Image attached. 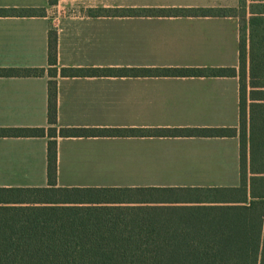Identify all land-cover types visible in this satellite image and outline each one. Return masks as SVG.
<instances>
[{
    "label": "crops",
    "instance_id": "0c3cea01",
    "mask_svg": "<svg viewBox=\"0 0 264 264\" xmlns=\"http://www.w3.org/2000/svg\"><path fill=\"white\" fill-rule=\"evenodd\" d=\"M252 0H246L250 11ZM125 8L241 9L208 0H0V9H44L43 16L0 15V69L41 68L39 77H0V129L48 128L49 33L57 39V127L76 129H237L235 137H58L56 189H127L178 194L240 185V80L234 77L61 76V69L239 70V16H125ZM89 10H101L90 14ZM251 14L248 13V18ZM47 137H0V188H48ZM218 170L225 184H188L174 173ZM129 205L157 202L132 200ZM117 205V204H108ZM125 205V204H122Z\"/></svg>",
    "mask_w": 264,
    "mask_h": 264
},
{
    "label": "trees",
    "instance_id": "16d2710c",
    "mask_svg": "<svg viewBox=\"0 0 264 264\" xmlns=\"http://www.w3.org/2000/svg\"><path fill=\"white\" fill-rule=\"evenodd\" d=\"M243 20L239 70L61 69V76L100 72L125 76L234 77L240 80V185L180 190L196 198L167 206L129 205L127 189H56L58 137H235L237 129H68L57 127V39L49 33L48 128L0 129V137H47L48 188H0V264H264V0ZM56 0H49L54 5ZM254 5V4H252ZM241 9L125 8V16L241 18ZM246 9V7H245ZM101 10H89L90 14ZM238 13V15H236ZM44 9H0L1 16H43ZM41 68L0 69V77H39ZM106 197L104 199L99 197ZM205 196V197H204ZM117 204V205H108ZM125 204V205H122Z\"/></svg>",
    "mask_w": 264,
    "mask_h": 264
},
{
    "label": "rangeland",
    "instance_id": "374dc122",
    "mask_svg": "<svg viewBox=\"0 0 264 264\" xmlns=\"http://www.w3.org/2000/svg\"><path fill=\"white\" fill-rule=\"evenodd\" d=\"M132 1V0H131ZM208 0H190V2H195V3H206ZM215 1H220V2H225V3H232L233 0H210L211 3ZM128 0H125V3H127ZM244 3V8L242 10H246V0H242ZM253 7L254 12H258L259 9L263 8L262 5L254 3V5H251ZM238 15V13H236ZM248 18V13L247 11H242L241 15V26L243 27L244 21L247 20ZM177 180H182L188 184L194 183V184H200V185H211V184H225L226 179H225V173L222 171L212 170V171H188L185 173H174ZM205 197V196H204ZM99 198H106V197H99ZM114 198H121L123 200H149V201H157V202H167L168 200H176V201H190L194 200L196 198L195 193H189V192H181L178 194H167V193H162V194H151V193H140L139 195H129V196H114ZM169 203H157L154 206H167ZM152 206V205H151Z\"/></svg>",
    "mask_w": 264,
    "mask_h": 264
}]
</instances>
